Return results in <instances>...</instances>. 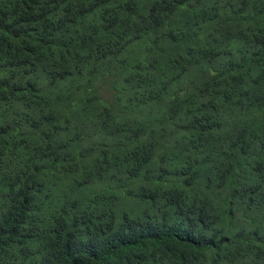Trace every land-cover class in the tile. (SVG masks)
Masks as SVG:
<instances>
[{
	"label": "trees",
	"instance_id": "trees-1",
	"mask_svg": "<svg viewBox=\"0 0 264 264\" xmlns=\"http://www.w3.org/2000/svg\"><path fill=\"white\" fill-rule=\"evenodd\" d=\"M0 264H264V0H0Z\"/></svg>",
	"mask_w": 264,
	"mask_h": 264
}]
</instances>
